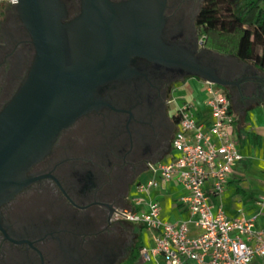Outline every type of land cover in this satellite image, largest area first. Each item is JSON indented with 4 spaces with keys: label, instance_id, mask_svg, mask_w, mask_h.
I'll use <instances>...</instances> for the list:
<instances>
[{
    "label": "flooded vegetation",
    "instance_id": "af4514ba",
    "mask_svg": "<svg viewBox=\"0 0 264 264\" xmlns=\"http://www.w3.org/2000/svg\"><path fill=\"white\" fill-rule=\"evenodd\" d=\"M202 1L43 0L62 68L80 76L71 96L81 112L0 191V264H120L136 248L137 223L121 211L171 150L178 87L199 62L223 73L200 53ZM29 13L26 0H0V113L38 58Z\"/></svg>",
    "mask_w": 264,
    "mask_h": 264
},
{
    "label": "built area",
    "instance_id": "2783aa9c",
    "mask_svg": "<svg viewBox=\"0 0 264 264\" xmlns=\"http://www.w3.org/2000/svg\"><path fill=\"white\" fill-rule=\"evenodd\" d=\"M199 41L204 42V35ZM204 105L210 116L207 125L196 119L190 102L177 105L171 141L176 154L148 165L149 177L132 195L133 210L121 212L154 234L153 245L140 248L143 260L160 254L166 264H264V227H254L255 216L228 217L220 207L213 211L208 200L207 182L211 181V193L220 195L241 155L228 132L233 118L224 88L205 81ZM170 180L186 191L182 200L191 216L188 221L200 230L194 236L187 221L161 219L158 201L148 196L151 188Z\"/></svg>",
    "mask_w": 264,
    "mask_h": 264
},
{
    "label": "crops",
    "instance_id": "0c3cea01",
    "mask_svg": "<svg viewBox=\"0 0 264 264\" xmlns=\"http://www.w3.org/2000/svg\"><path fill=\"white\" fill-rule=\"evenodd\" d=\"M211 50L219 54L224 64L242 71L228 77L231 85L223 87L230 98L233 118L228 132L241 158L228 175L220 195L214 196L211 193V181L207 182L205 188L208 200L213 211L220 207L231 218L239 216L247 219L255 216L254 227H264V70L239 60L232 53ZM205 81L200 77L188 78L179 85L178 94L181 98L179 104L190 102L196 119L207 125L210 116L204 105ZM175 154L171 149L161 161H168ZM148 177L149 173L143 176L141 183ZM185 194V189L179 183L170 180L151 188L148 196L158 201L161 219L169 222L187 221L189 234L194 236L200 230L188 221L191 216L182 200ZM137 226L136 248L120 264H166L160 254L151 256L149 260L142 259L140 248L151 247L154 234L140 224Z\"/></svg>",
    "mask_w": 264,
    "mask_h": 264
},
{
    "label": "water",
    "instance_id": "95a60500",
    "mask_svg": "<svg viewBox=\"0 0 264 264\" xmlns=\"http://www.w3.org/2000/svg\"><path fill=\"white\" fill-rule=\"evenodd\" d=\"M30 9L31 32L39 49L36 64L24 88L0 113V191L10 183L14 173L36 155L42 153L59 128L81 112L78 95L72 94L71 83L80 76L63 69V49L57 17L43 0H26ZM157 40V38H156ZM170 52L173 54V49ZM201 54H219L207 47ZM189 61L190 56L187 54ZM220 59V57H218ZM223 60V59H222ZM225 64L223 76L215 75L212 67L199 62L193 74L221 87L231 84L228 74L236 71ZM67 95L69 102H67ZM74 99V100H73Z\"/></svg>",
    "mask_w": 264,
    "mask_h": 264
},
{
    "label": "trees",
    "instance_id": "16d2710c",
    "mask_svg": "<svg viewBox=\"0 0 264 264\" xmlns=\"http://www.w3.org/2000/svg\"><path fill=\"white\" fill-rule=\"evenodd\" d=\"M196 21L205 46L264 70V7L259 0H247L239 12L229 0H203Z\"/></svg>",
    "mask_w": 264,
    "mask_h": 264
},
{
    "label": "rangeland",
    "instance_id": "374dc122",
    "mask_svg": "<svg viewBox=\"0 0 264 264\" xmlns=\"http://www.w3.org/2000/svg\"><path fill=\"white\" fill-rule=\"evenodd\" d=\"M234 8L235 11L239 12L243 9L245 2H247V0H229ZM259 4L264 7V0H259ZM202 33V32H201ZM200 33V36L203 35ZM178 101H181V98L178 94Z\"/></svg>",
    "mask_w": 264,
    "mask_h": 264
}]
</instances>
